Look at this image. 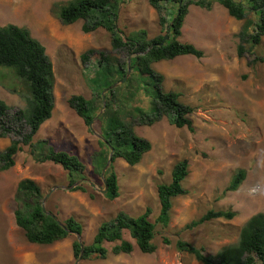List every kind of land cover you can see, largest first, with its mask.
<instances>
[{
    "label": "rangeland",
    "instance_id": "1",
    "mask_svg": "<svg viewBox=\"0 0 264 264\" xmlns=\"http://www.w3.org/2000/svg\"><path fill=\"white\" fill-rule=\"evenodd\" d=\"M68 1L0 0V27L14 24L29 29L46 47L53 63L55 109L35 142L46 139L57 151L78 156L86 167L88 180L81 183L84 191L68 189L73 184L61 166L35 162L30 146H24L15 158V166L0 173V264H72L74 241L80 239L90 245L100 225L114 220L119 213L137 217L151 208V219L155 221L161 208L158 186L171 182L174 166L184 159L190 163L184 181L188 194L174 199L168 227H157V251L145 254L135 246L130 254L117 255L112 252L116 244H106L107 258L93 257L79 264H201L192 255L178 251L176 242L187 241L210 255L237 244L243 225L254 215L264 213V36L254 47L240 37L246 28L250 36L256 34L261 22L252 0H236L245 6L242 21L231 17L218 3L210 11L189 6L179 39L202 50L204 57H178L155 63L153 68L164 77V91L179 93L181 102L193 108L189 118L194 131L177 128L168 116L153 126L142 125L130 116L135 132L150 141L152 149L135 166L116 159L104 174L94 168L96 154L101 150L103 124L97 118L92 126L86 125L68 101L77 95L100 103L96 87L104 81L98 69L101 53L110 56L116 66H129L126 79L117 86L126 84L135 72L131 69L133 60L132 56L113 50L112 35L106 29L85 33L84 21L64 25L54 15L53 7ZM122 1L118 27L126 37L141 30L147 32L150 40L169 35L149 0ZM164 5V15L170 22L177 13V3ZM240 46L244 48L242 53ZM89 50L95 53L85 62L82 56ZM141 80L145 83L147 75ZM27 94L14 70L0 68V100L20 109L26 105ZM103 94L107 101V90ZM141 99L143 103L137 97L133 106L148 108V98ZM10 144V138H0V152ZM111 167L120 186V196L114 200L102 192ZM240 170L246 173L245 181L237 191H228ZM24 179L41 186L45 207L61 221L69 217L80 221L83 235H71L52 245L30 243L17 226L14 214L18 184ZM211 210H231L236 217L186 228ZM165 238L171 241L170 245L163 243ZM124 239L135 244L128 232Z\"/></svg>",
    "mask_w": 264,
    "mask_h": 264
},
{
    "label": "trees",
    "instance_id": "2",
    "mask_svg": "<svg viewBox=\"0 0 264 264\" xmlns=\"http://www.w3.org/2000/svg\"><path fill=\"white\" fill-rule=\"evenodd\" d=\"M122 2V0H70L66 3H57L53 7L54 15L64 25L84 21L85 33L104 28L112 35L113 50L132 56L131 69L135 72L128 78L126 84L117 86L126 79L129 66L128 64L116 66L110 56L101 53L98 69L102 71L104 81L97 83L96 87L100 103L77 95L68 101L69 106L84 119L86 125L90 126L97 118L103 124L99 140L101 150L94 160L95 171L100 174L106 168L112 150L113 162L121 158L131 166L138 165L151 151V142L135 132L133 124L129 122L130 116L146 126H153L163 116H168L177 128L186 127L194 131L193 122L189 118L193 108L181 102L179 93L164 91V77L153 68L155 63L178 57L194 56L198 59L204 57L202 50L179 39L182 36L189 6L195 5L210 11L218 3L237 20L242 21L246 16L245 6L236 0H191L187 3L183 0H149L150 5L159 14L161 26L169 34V39L160 45L165 37L159 36L150 40L145 30L134 32L128 37L124 35L118 27L119 7ZM251 2L253 9L259 13L261 22L257 25L256 34L250 36L246 28L240 37L242 41L249 40L254 47L261 43L264 36V0ZM165 3H177V13L170 22L164 15ZM239 50L242 53L244 48L240 46ZM94 53V50L87 51L82 56L83 60L88 61ZM0 68L14 70L15 76L24 83L28 92L24 108L15 109L0 100V138L11 139V144L0 152V173L13 168L16 156L23 151L24 146H30V154L35 162H52L61 166L68 173L73 185L85 180L86 167L78 156L66 151H57L47 140L35 142L36 135L52 118L55 109V75L46 47L34 38L27 28L14 24L0 27ZM144 74L147 75L145 83L141 80ZM116 75H119L120 79H117ZM105 90L106 104L102 96ZM142 96L148 98L149 107L139 104L133 106L137 97L139 102L143 103ZM103 103L105 110L101 113ZM189 164L187 159L178 162L173 168L171 182L158 186L161 208L155 222L151 220V208H147L137 217L119 213L114 220L105 221L100 225L90 245H85L79 239L74 241L72 264H79L93 257L107 258L109 250L106 244H116L112 252L117 255L130 254L135 246L145 254L155 253L158 249L154 243L157 227L159 225L168 227L174 199L188 194L184 181L189 175ZM245 179V171L240 170L227 190L237 191ZM106 185L108 188L106 197L110 200L117 199L120 196V186L113 167L106 175ZM73 190L84 191V188L81 184ZM15 201L16 224L24 231L30 243L52 245L71 235H83L84 226L75 217H69L64 221L59 219L61 223L53 217L57 215L45 207L43 189L35 181L22 180L18 185ZM235 217L236 213L231 210H211L186 228L198 227L216 219L232 220ZM125 232L130 234L135 244L124 239ZM163 243L170 245L171 241L165 238ZM175 246L178 251L192 255L201 264H264V213L254 215L243 225L237 244L225 246L215 255L207 254L203 248L181 239Z\"/></svg>",
    "mask_w": 264,
    "mask_h": 264
},
{
    "label": "clouds",
    "instance_id": "3",
    "mask_svg": "<svg viewBox=\"0 0 264 264\" xmlns=\"http://www.w3.org/2000/svg\"><path fill=\"white\" fill-rule=\"evenodd\" d=\"M199 8H200V7H199ZM212 9H213V8H212ZM168 36H169V35H168ZM164 37H165V36H164ZM168 39H169V38H168ZM103 101H104V99H103ZM105 104H106V101H105ZM53 113H54V112H53ZM52 117H53V116H52ZM51 119H52V118H51ZM51 119H50V120H51ZM50 120H49V121H50ZM49 121H47V122H49ZM47 122H46V123H47ZM94 122H95V120L90 124V126L93 125ZM46 123H45V124H46ZM45 124H44V125H45ZM44 125H43V126H44ZM43 126H42V127H43ZM42 127H41V128H42ZM40 130H41V129H40ZM38 133H39V132H38ZM37 135H38V134H37ZM37 135H36V136H37ZM100 139H101V136H100ZM45 140H46V139H45ZM47 141H49V140H47ZM49 142H50V141H49ZM50 143H51V142H50ZM59 151H62V150H59ZM113 151H114V150L111 151V153H110V155H109V158H110V156H111V154H112ZM113 155H114V153H113ZM113 155H112V162H113ZM79 159H80V158H79ZM108 161H109V160H108ZM112 162H111V164H112ZM107 164H108V163H107ZM106 166H107V165H106ZM104 170H105V169H104ZM104 170L102 171L101 174H103ZM107 170H108V169H107ZM107 170H106V171H107ZM115 173H116V172H115ZM105 178H106V176H105ZM21 181H22V180H21ZM21 181H20V182H21ZM85 181H88L87 178H86L85 180L79 182V183H76V184L73 185L72 187H69L68 189L75 188L76 186L81 185V183H84ZM20 182H19V183H20ZM18 185H19V184H18ZM90 185H91L92 188L95 187V184H93V183H90ZM105 189H106V179H105L104 190H105ZM104 190H102V192H103ZM107 191H108V188H107ZM106 194H107V193H106ZM106 194H104V195L106 196ZM47 197H48V195H47ZM181 197H182V196H181ZM177 198H178V197H177ZM52 215H53V214H52ZM54 216H55V215H54ZM151 216H152V215H151ZM56 217H57V216H56ZM157 217H158V216H157ZM57 218H58V217H57ZM58 220H59V218H58ZM151 220H152V219H151ZM59 221H60V220H59ZM152 221L155 222L156 220H155V221L152 220ZM60 222H61V221H60ZM76 236H77V235H76ZM78 236H79V235H78ZM78 236H77V237H78ZM25 237H26V236H25ZM80 237H81V236H80ZM80 237H78V238H80ZM79 241L81 242L80 239H79ZM32 244H33V243H32ZM37 245H38V244H37Z\"/></svg>",
    "mask_w": 264,
    "mask_h": 264
},
{
    "label": "water",
    "instance_id": "4",
    "mask_svg": "<svg viewBox=\"0 0 264 264\" xmlns=\"http://www.w3.org/2000/svg\"><path fill=\"white\" fill-rule=\"evenodd\" d=\"M168 38H169V36H165L163 42H162L160 45H163V44L168 40ZM103 97H104V94H103ZM104 103H105V99H104ZM91 126H92V125H91ZM113 153H114V151L112 152V154H111V156H110V158H109L108 164H107V166H106V168H105L103 174L106 172V170H107V169L109 168V166L111 165V162H112V155H113ZM106 193H107V185H106V189L103 191V194H106ZM53 217H54L58 222H60L56 216L53 215ZM60 223H61V222H60ZM77 236H78V235H77ZM78 237H80V236H78Z\"/></svg>",
    "mask_w": 264,
    "mask_h": 264
}]
</instances>
